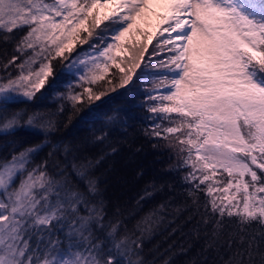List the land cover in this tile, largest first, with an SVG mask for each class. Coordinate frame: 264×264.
<instances>
[{
    "label": "snow or ice",
    "instance_id": "1",
    "mask_svg": "<svg viewBox=\"0 0 264 264\" xmlns=\"http://www.w3.org/2000/svg\"><path fill=\"white\" fill-rule=\"evenodd\" d=\"M152 17L150 34L138 21L151 27ZM134 26L155 40V71L143 72L140 48L129 49L132 69L117 62ZM0 39L15 44L0 75V138L11 137L0 156V264H146L144 238L163 223L166 204L127 227L118 206L109 215L95 173L104 156L52 139L62 122L54 117L66 104L81 112L110 65L122 73L119 87L152 114L146 135L177 157L169 171L186 186L177 211L191 209L188 220L198 215L205 226L202 259L192 264H264V0H0ZM149 78L152 87L137 91ZM49 94L62 102L58 113L41 109ZM116 121L106 114L85 143L103 144ZM29 133L37 142L18 139Z\"/></svg>",
    "mask_w": 264,
    "mask_h": 264
},
{
    "label": "trees",
    "instance_id": "2",
    "mask_svg": "<svg viewBox=\"0 0 264 264\" xmlns=\"http://www.w3.org/2000/svg\"><path fill=\"white\" fill-rule=\"evenodd\" d=\"M155 21L156 18L153 17L152 26L148 31L150 34L155 31ZM137 45L143 44L137 43ZM14 51V43L5 45L0 39V68L2 64H7ZM147 51L148 48L144 51L145 57ZM139 59L143 72L149 73L157 70L154 63L152 67L153 64L149 62L148 57L143 60ZM59 66L60 64H57V69L60 68ZM135 71L139 72L140 69H135ZM105 77L103 85L97 83L91 86L94 95L91 99L85 95L81 112L72 111L71 104H66L68 111L64 112L63 116L54 117L62 122L60 130L52 139L63 138L65 141H70L80 149L79 155L82 156H104L95 173L100 176V186L109 215L118 206L119 218L125 222L127 227L132 228L138 220L152 212L158 205L166 204L165 209L160 213L164 217L163 223L152 224L151 232L144 238L142 257L146 264L148 262L164 264L165 261H168V264H192L194 260H201L205 226L202 223L197 224L200 220L198 215L191 221L188 220L191 209L177 211V205L184 201L180 192L186 186L180 183L182 173L169 171V166L178 162L176 157L166 147L165 140H154L146 135L145 130L150 123L146 117L152 114L139 106L142 102L141 97L137 95L134 98L131 92H124V89L119 87L116 78L114 84L107 83L110 73ZM143 79L145 78L141 77V80ZM143 87H152L150 78L147 85H142L140 80L137 81L136 90L142 91ZM60 90L63 91V86ZM96 95H101V99L97 100ZM61 103L55 95L49 94L42 101L41 109L46 113H58ZM90 108L97 116L95 121L89 118L92 115L88 112ZM106 114L115 115L117 121L109 125L104 143H85L91 140L93 131L101 128ZM69 115L72 117L71 121H69ZM10 139L11 137L0 138V156L7 155L11 150V146L6 144V140ZM18 139L27 143H35L38 140L30 133L20 135ZM154 143L160 146L154 147ZM47 151L44 149L35 156L34 163H39L46 156ZM169 182L174 185L171 191L165 188L163 192H153L151 185L155 184L159 187ZM145 189L153 192V195L145 197ZM142 197L145 198L142 199ZM232 227L235 228L234 225ZM197 228H199V233ZM137 235L139 236L140 233L138 232ZM68 244L69 242L65 240L64 246L68 247Z\"/></svg>",
    "mask_w": 264,
    "mask_h": 264
},
{
    "label": "rangeland",
    "instance_id": "3",
    "mask_svg": "<svg viewBox=\"0 0 264 264\" xmlns=\"http://www.w3.org/2000/svg\"><path fill=\"white\" fill-rule=\"evenodd\" d=\"M153 7L156 8V10H158V11L161 10V8L159 6L154 5ZM156 22L157 21H155L154 23H156ZM138 26L142 30L147 31V32L151 28V27H146L143 22H139V21H138ZM120 43L125 45V48L122 50L115 51L114 55L117 56V62L121 64V68H123L124 71H128V70L133 68V62L131 60H129V57L132 55V52H130L129 49L140 48V50L144 52L148 48V51L146 53L147 54L146 57H148L150 60L152 59V52H153L152 45L155 43V40L153 39L152 41H148L147 38L142 37L140 35H136L135 34V26H134L132 33H126L125 36L121 39ZM137 43H141V44L147 43L149 46L147 48H142L141 46H138ZM135 55H136V60L139 61L140 60L139 59L140 58L139 52H136ZM151 64H153V63H151ZM59 67H61V65ZM152 67H154V64ZM10 70L14 71L15 69H10ZM109 73L110 74L111 73L116 74V79H117V82L119 84V82H120L119 77L122 75V73L119 71V69L110 65ZM3 74H4V69L2 67V68H0V75H3ZM106 74H108V73H106ZM85 86L87 87V85H85ZM77 90L82 91L81 89H77ZM165 142L167 145V141H165ZM173 156L176 157V155L174 153H173ZM176 159H177V157H176ZM224 175L226 176V173Z\"/></svg>",
    "mask_w": 264,
    "mask_h": 264
}]
</instances>
